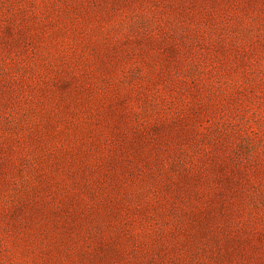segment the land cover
I'll list each match as a JSON object with an SVG mask.
<instances>
[{"label":"rangeland","instance_id":"1","mask_svg":"<svg viewBox=\"0 0 264 264\" xmlns=\"http://www.w3.org/2000/svg\"><path fill=\"white\" fill-rule=\"evenodd\" d=\"M0 264H264V0H0Z\"/></svg>","mask_w":264,"mask_h":264}]
</instances>
